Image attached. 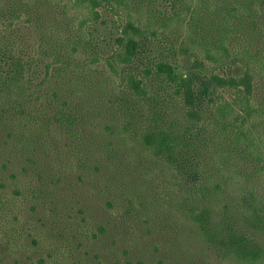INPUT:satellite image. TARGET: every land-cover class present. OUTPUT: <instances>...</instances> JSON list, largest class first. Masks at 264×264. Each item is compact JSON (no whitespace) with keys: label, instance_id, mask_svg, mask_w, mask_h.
<instances>
[{"label":"trees","instance_id":"trees-1","mask_svg":"<svg viewBox=\"0 0 264 264\" xmlns=\"http://www.w3.org/2000/svg\"><path fill=\"white\" fill-rule=\"evenodd\" d=\"M0 264H264V0H0Z\"/></svg>","mask_w":264,"mask_h":264}]
</instances>
